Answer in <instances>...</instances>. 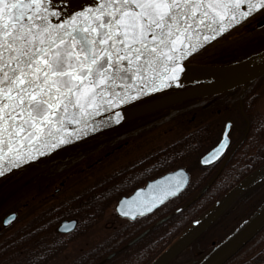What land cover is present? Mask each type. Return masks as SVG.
I'll list each match as a JSON object with an SVG mask.
<instances>
[{"label":"snow or ice","instance_id":"obj_1","mask_svg":"<svg viewBox=\"0 0 264 264\" xmlns=\"http://www.w3.org/2000/svg\"><path fill=\"white\" fill-rule=\"evenodd\" d=\"M71 4L0 0V177L118 124L121 106L182 87L188 57L264 15V0H79L66 11ZM157 183L138 215L184 180Z\"/></svg>","mask_w":264,"mask_h":264},{"label":"flooded vegetation","instance_id":"obj_2","mask_svg":"<svg viewBox=\"0 0 264 264\" xmlns=\"http://www.w3.org/2000/svg\"><path fill=\"white\" fill-rule=\"evenodd\" d=\"M263 43L264 15L257 14L245 22L237 30H235L234 33L227 34L221 38L214 46H212V48H207V50L201 52L202 54L200 55L199 59L197 57L188 64L194 66H226L239 64L243 61L241 59L246 57V55L243 56V54H245L249 48L251 50L253 49V51H260L264 49V45H262ZM207 57V60H209L208 62L204 60ZM216 61L220 62L218 64H213V62ZM203 82H205V80L201 81V83ZM259 82L260 80L254 84L239 88L235 92L225 95L221 98L213 97L199 100L198 104L196 105L195 110L209 112L211 115V120L206 121V123L202 125V128H206L209 132L208 138L211 141L209 145V151H211L213 147H215L221 141L224 129L227 124L232 123L229 135L231 145L226 154L215 164L208 167H202L200 165V160L209 151L204 153L198 160L199 166L202 169L208 170L210 174V181L222 168V171L219 175L220 177L226 166L237 156L240 146L238 147L236 145V140L240 141L244 139L245 136H247L250 127H253L252 131L256 130V135L260 137L261 144L264 145L262 142V140H264V122L259 123L256 121L259 112L264 114V91L263 88L260 87ZM175 93H177V91L157 93L148 98L140 100L135 105L128 106L124 110L138 107ZM236 106H240V114L238 112L235 113ZM242 107H247L250 114L245 113ZM183 111L185 110H179L177 115L172 120L181 116ZM241 114L243 117H241ZM163 115L164 112H159L157 114L139 119L138 121L142 120L144 123L146 122L145 120L154 121ZM249 120H252L251 125L249 124ZM202 122L204 121L202 120ZM131 124L123 125L116 129L105 132L102 136H99L100 138L96 136L97 139H92L90 142L84 145H77V147H72L69 150L60 151L44 159L29 163L0 179V264H74L75 262L79 261L72 259L73 254L75 253L74 251L69 253L71 248V243H69V240H71L78 228V218L62 217L60 221H50V225L46 226L45 221L41 219L42 210L45 206H57L59 203H61L60 201L63 198H65L69 203L60 209H49L53 210L54 212L52 213L55 215L60 214L61 209H67L69 206L72 208H80L82 213L92 210L93 206L89 203L90 200H87L88 198L85 197V194H77L75 191L73 192V196H69L65 191L66 185L70 180H73L75 181V183H73L74 186L77 187L76 190H81L83 187L82 184L93 178V173H88L90 167L100 163L102 160L101 157L103 155L104 158H110V155L114 152L112 147L115 146V149L119 150L123 146L127 145V141H118L114 138L126 131V129H128L127 127ZM170 126L171 125L167 124V128ZM153 131L154 133L159 132L158 128H155ZM172 132V129H168L165 133V136L170 135ZM141 134L143 133H140V135ZM239 135L240 137H238ZM207 140H205V142ZM243 141L244 140L240 142L242 143ZM140 165L141 163L139 162V170ZM70 169L73 171L66 172ZM149 169L150 168H148V170ZM161 176L151 177L146 181H142L138 173H124L120 177L112 180L110 183L108 181L107 188L119 189L120 192L124 194V196L121 198L123 199L125 197L131 196L138 189L145 188L149 182H152ZM191 183L192 176L190 175L189 186ZM188 188L189 187H187L185 191H187ZM121 199L115 203L113 210H110L109 216L103 221L104 226L107 228H115L116 226L125 225L127 226L130 223L136 222L137 220L146 218L144 225L146 228L145 231L130 241L126 248H130L144 240L146 237L152 234V232L157 227L169 221V219L176 212L173 211V213H168V210H165L164 207L168 203L167 202L154 213L131 221L120 217L116 212V207ZM185 205L178 208L177 210L183 208ZM12 214H16V220L8 223V225H4L5 218ZM165 219H167L165 222L159 224ZM70 222H74L76 224L75 228L71 232L62 233L60 231L62 225L64 223ZM91 224H93V220ZM208 232L205 234V236L208 234ZM144 233H146V235L143 238H141L135 244H131ZM215 245V242L212 243L209 251H211ZM60 252L62 253V256ZM120 252L109 255L106 259H103L97 264H107V261H112ZM206 253L207 252H204V255ZM111 256L113 257L109 260V257ZM205 258L207 257H202L200 260H198L197 264H201ZM62 260L65 262H60ZM89 261L90 259L86 260V263ZM81 263L84 264V262ZM195 263L196 261L188 264Z\"/></svg>","mask_w":264,"mask_h":264},{"label":"trees","instance_id":"obj_3","mask_svg":"<svg viewBox=\"0 0 264 264\" xmlns=\"http://www.w3.org/2000/svg\"><path fill=\"white\" fill-rule=\"evenodd\" d=\"M207 59L208 57L204 60L208 62ZM219 62L216 61L213 64ZM182 109L185 110L183 114L168 123L171 125L169 128L158 129V133L162 130H165L166 133L168 129H172L173 132L170 135L162 138L156 136V133L151 130L144 132L139 137L129 138L126 146L119 150L115 149V146L112 147L114 152L110 158H104L103 155L100 163L89 168L88 173H93V178L84 182L81 190H76L77 187L73 184L75 181L70 180L67 183L65 188L67 194L73 196L75 191L77 194H85L93 206L92 210L82 213L80 208L69 206L67 209H61L58 215L52 213L53 210H49L60 209L68 204L69 202L65 198L57 206L44 207L41 219L45 221L46 226L50 225V221H60L62 217L78 218V228L69 240L71 243L69 253L75 252L72 259L79 260L74 264H82L81 262L97 264L109 255L120 251L112 261H107V264H151L173 244L176 238L189 229L190 225H194L197 220L207 216L242 179L264 165V145L261 144L260 137L256 135V130L252 131L253 127H250L247 136L242 139L244 140L242 143L240 142L242 140H236V145L240 146L237 156L226 166L222 175L200 200L180 214H174L169 221L157 227L152 234L138 244L126 248L130 241L145 231L146 218L127 226H116L115 228L104 226L103 221L109 216L110 210L112 211L115 203L124 196L119 189L107 188L108 181L110 183L124 173H138L140 179L146 181L151 177H159L178 168L186 169L192 176V183L187 191L166 204L164 208L168 210V213H173L187 204L210 181L208 170L202 169L198 160L210 149L209 132L206 128H202V125L211 120V115L209 112L195 109L187 111L185 108H180L179 110L182 111ZM239 110H241L240 106H236L235 113H239ZM243 110L250 114L247 107ZM241 117H243L242 114ZM249 118L251 119L250 116ZM256 121L264 122V114L259 112ZM249 124H252V120H249ZM117 138L118 136L114 139ZM92 139H97V137ZM92 139L78 145H84ZM205 140L207 141L205 142ZM73 147H77V145ZM135 151L136 153L133 155ZM139 162L141 163L140 170ZM148 168L150 169L148 170ZM71 171L73 170L70 169L66 172ZM252 190L253 192L262 191L263 186H255ZM263 204L264 198L258 199L251 212L255 213ZM92 220L93 224H91ZM60 254L62 256L61 252ZM89 259L90 261L86 263V260ZM60 262L64 263L65 261ZM227 264H264V231Z\"/></svg>","mask_w":264,"mask_h":264},{"label":"water","instance_id":"obj_4","mask_svg":"<svg viewBox=\"0 0 264 264\" xmlns=\"http://www.w3.org/2000/svg\"><path fill=\"white\" fill-rule=\"evenodd\" d=\"M221 37L217 38L215 41L219 40ZM215 41H212L206 47L213 44ZM204 49L199 50L196 54H198ZM196 54L188 57L185 60V64L187 65V70H186V74L183 76V81H186L189 79H215V81H211V82L204 83V84H199V85L193 86L190 89L183 90L181 92L155 100L153 102H150V103L138 106V107H134L128 110H124L122 111L124 113V118L121 119L118 124L114 123L110 125H105L103 130L97 131L96 133L91 134L78 142L66 145L58 149L57 151L67 148L69 146H72L81 141H84L88 138L94 137L110 129L119 127L121 125L133 122L140 118L155 114L157 112L169 109L171 107H174V106H177L183 103H187V102L198 100V99L214 97V96H219L221 98L227 95L229 92L234 91L245 85H248L252 82H255L264 76V53L246 62L236 64V65H231V66L188 65L187 62L192 57H194ZM127 106L128 105L121 106L120 108H117L116 110L117 111L121 110L122 108H125ZM231 126H232V123L227 124L224 130L221 142L200 160V164L203 167H208V166L215 164L218 160H220L226 154V152L228 151L231 145V140L229 138ZM222 143L224 145H227V147L217 152L216 150L218 146ZM26 164L28 163H25L24 165ZM16 169H13L11 171H9L8 169H5V173L7 175ZM221 171H222V168L215 175V177H213V179L208 183V185L190 203H188L182 209L178 210L176 214H179L180 212L189 208L192 204H194L197 200H199L215 183ZM165 178H171V183H176L180 181L181 179H183L184 183L181 185L180 189L175 195L168 196L164 200L163 203H158L152 209L151 212H145L143 216L138 215L137 214L138 213V207H137L138 203L144 200H149L151 199L153 195L158 194L157 190H158L159 185L157 182L164 181ZM262 180H264V166H262L261 168H259L258 170L250 174L248 177L243 179L235 188H233L225 196V198L204 219H202L201 221H198V224L195 227L191 228L176 244H174L170 249H168L163 255H161L152 264L172 263L182 253L188 250L198 239H200L209 229H211L222 218V216L225 215L227 211H229V209L249 189H251L253 186H255L257 183H259ZM189 183H190V176L186 172V170L177 169L174 172L167 173L164 176L152 182H149L145 188L138 189L130 197H125L121 199V201L118 203L116 207V212L120 217L129 219L132 221H134L131 218L132 214H136V219L139 217H145L149 214L154 213L156 210L161 208L169 200L178 197L182 192H184L187 189ZM122 212L129 213V215H122ZM16 218H17L16 214H12L8 218L5 219L4 224L7 225L8 223L15 221ZM167 219L161 221L159 224L165 222ZM75 226L76 224L74 222L64 223L60 231L62 233L71 232L75 228ZM263 231H264V205L249 220V222L243 228H241L231 239H229L221 248H219V250L214 255L208 258L203 264H227L230 260H232L235 256H237L247 245H249L252 241H254ZM145 235L146 233L138 237L131 244H135ZM112 257L113 256L109 257V260L112 259Z\"/></svg>","mask_w":264,"mask_h":264},{"label":"rangeland","instance_id":"obj_5","mask_svg":"<svg viewBox=\"0 0 264 264\" xmlns=\"http://www.w3.org/2000/svg\"><path fill=\"white\" fill-rule=\"evenodd\" d=\"M262 45H264V43ZM249 50L251 49L249 48L248 51ZM248 51H246V53L243 54V56L248 55L247 54ZM252 52H253V49L249 53H252ZM254 53L256 54L257 51H254ZM262 84L264 85V81L259 82L260 87L263 88V91H264V86ZM176 112L177 111L175 109L170 110L168 114L164 117V120L162 122L158 120H155V121L145 120L146 121L145 123H143L142 121V122H138V123L136 122L134 124H131L127 127L128 129H126L127 131L126 133L130 135L128 137L136 138L140 136V133L149 132L150 130H154L155 128L160 129V128L165 127V130H166L167 124L171 122V120L175 117V115H177ZM148 122H150V124L144 128H141L139 126L142 124L144 125ZM165 130H162V132L160 133H156V136H160L162 138L165 137ZM126 137L127 136L124 137L121 135L117 139L119 141H124V140H127ZM262 142L264 143V140H262ZM135 153L136 151L133 153V155H135ZM263 194H264V186H263L262 191L261 190L257 192L254 191L253 193H250L245 198H243L242 201L239 202L238 205H235V207L230 211V213L226 217H224L223 220H221V222L218 225L213 227L206 236L201 238L200 242L199 241L196 242L187 252L184 253V255L179 257L177 260H175L171 264H188V263L195 262V261H196L195 264H197L198 260L210 254L212 250L209 251V249L211 248L212 243L215 242L216 244H219L220 242H222L227 236H229L233 232V230L238 225L243 224L246 221V219L252 215V212H251L253 210L252 207H254L258 199L264 198V196H262ZM190 227L192 226L190 225ZM187 230H185L184 232H186ZM179 237L176 238L173 241V243H175L179 239ZM204 252H207V253L204 255Z\"/></svg>","mask_w":264,"mask_h":264},{"label":"bare ground","instance_id":"obj_6","mask_svg":"<svg viewBox=\"0 0 264 264\" xmlns=\"http://www.w3.org/2000/svg\"><path fill=\"white\" fill-rule=\"evenodd\" d=\"M79 0H72V4L69 6V8H66V11H70L72 9H75L78 7Z\"/></svg>","mask_w":264,"mask_h":264}]
</instances>
